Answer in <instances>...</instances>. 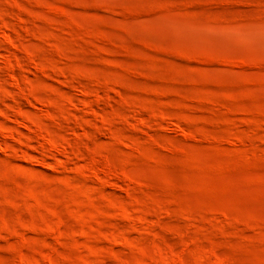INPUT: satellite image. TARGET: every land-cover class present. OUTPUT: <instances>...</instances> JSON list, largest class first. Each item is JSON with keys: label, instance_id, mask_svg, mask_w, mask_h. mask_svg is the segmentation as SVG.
Segmentation results:
<instances>
[{"label": "rangeland", "instance_id": "rangeland-1", "mask_svg": "<svg viewBox=\"0 0 264 264\" xmlns=\"http://www.w3.org/2000/svg\"><path fill=\"white\" fill-rule=\"evenodd\" d=\"M198 262L264 264V0H0V264Z\"/></svg>", "mask_w": 264, "mask_h": 264}, {"label": "bare ground", "instance_id": "bare-ground-1", "mask_svg": "<svg viewBox=\"0 0 264 264\" xmlns=\"http://www.w3.org/2000/svg\"><path fill=\"white\" fill-rule=\"evenodd\" d=\"M51 142H53V141H51ZM55 142V141H54ZM56 143V142H55ZM197 264H201L200 262H198Z\"/></svg>", "mask_w": 264, "mask_h": 264}]
</instances>
